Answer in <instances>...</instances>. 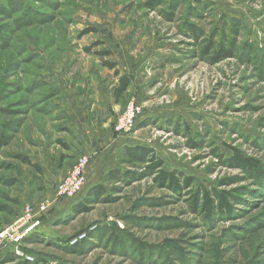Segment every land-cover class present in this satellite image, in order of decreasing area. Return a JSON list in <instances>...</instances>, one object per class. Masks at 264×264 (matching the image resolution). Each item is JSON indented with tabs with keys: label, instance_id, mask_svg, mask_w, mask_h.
Here are the masks:
<instances>
[{
	"label": "rangeland",
	"instance_id": "1",
	"mask_svg": "<svg viewBox=\"0 0 264 264\" xmlns=\"http://www.w3.org/2000/svg\"><path fill=\"white\" fill-rule=\"evenodd\" d=\"M220 46L232 56L210 60ZM122 63L141 64L143 91L123 95L120 114L131 99L165 114L126 135L153 148L165 169L193 177V190L239 195L232 212L207 218L191 210L187 190L152 176L105 182L108 201L48 212L21 248L39 264H264V0H0V133L9 136L0 148V230L52 188L46 149L60 150L55 140L68 136L63 95L88 84L94 92ZM232 148L259 170L227 164ZM81 233L84 242L69 246ZM5 255L0 264H20Z\"/></svg>",
	"mask_w": 264,
	"mask_h": 264
},
{
	"label": "crops",
	"instance_id": "2",
	"mask_svg": "<svg viewBox=\"0 0 264 264\" xmlns=\"http://www.w3.org/2000/svg\"><path fill=\"white\" fill-rule=\"evenodd\" d=\"M121 74H127L131 78L130 85L126 95L135 93L136 96L142 94L143 89L139 88L137 92V74L135 68L124 63L121 64ZM138 65V63H136ZM119 74V75H121ZM119 77L104 79L98 82L97 89L93 90L91 85H86L85 88L78 89L76 86L71 87L66 95L64 94V119L61 127L67 133L65 138H57L55 142L61 146L60 150L46 149L48 157L46 163L49 169L51 189L47 191L46 198H51L54 195V187L56 183L67 176L71 169L72 162L66 161L67 158L80 157L86 155L89 157L88 164L85 167V184L81 191L73 196H67L59 199L50 209L51 215L57 212L58 209L68 207L74 204L85 196L87 190L99 183L104 182V175L108 170L117 167V152L123 145H144L142 143L133 142L131 135H118L113 131V124L120 115L121 98L115 101L113 88L117 85ZM94 85V83H93ZM84 86V85H83ZM159 116L161 119L165 115L162 111L144 110V114L138 118L137 123L144 119ZM69 132V133H68ZM52 152V153H51ZM71 159V160H73ZM42 164V163H41ZM40 171H44V165H39ZM60 173V180L55 176ZM49 211V212H50ZM50 214V213H49ZM49 215H45L41 225L48 220ZM8 251L1 250L4 254Z\"/></svg>",
	"mask_w": 264,
	"mask_h": 264
},
{
	"label": "trees",
	"instance_id": "3",
	"mask_svg": "<svg viewBox=\"0 0 264 264\" xmlns=\"http://www.w3.org/2000/svg\"><path fill=\"white\" fill-rule=\"evenodd\" d=\"M211 41L209 40L206 45L202 48V53L208 54L211 49ZM108 51H103L99 54H105ZM232 56V51L227 46H220L212 52L210 55V60L217 61L221 58ZM103 65L108 68H114L115 64L109 61H104ZM115 75L119 76L117 85L113 88V94L115 101H119V99L127 93V89L130 85L131 78L127 74L119 75L118 70H114ZM20 124V123H18ZM9 139L8 135L5 133H0V148L7 144ZM234 150L233 154L225 159L227 164L237 166L239 168H243L249 171H255L259 168V163L257 160L242 155L237 149L232 148ZM18 158L27 164H30V159L24 155H18ZM137 164H142V169L140 171H133L131 169H121V165L127 166H135ZM33 166L40 171V168L33 164ZM259 170V169H258ZM145 176H152L153 181L163 187L168 188L172 192L180 193L182 190H187L188 203L192 211H201L204 213L205 217L211 218L214 214L225 215L232 212V204L229 202L230 198H238L239 195L232 194L229 191L211 188L206 189L204 187H199L195 190L192 189V185L194 183L193 177L189 175H185L181 171L177 169L168 170L163 167V159L157 155L153 148L145 145H123L118 149L117 152V167L111 170H108L104 175V182H127L132 180H138L139 178ZM105 186L103 183H99L89 188L82 198V200L78 201L71 207V211L74 213H82L86 212L90 204L94 202H105L109 200V196L105 195ZM45 217V216H44ZM43 217V219H44ZM42 219V221H43ZM42 226L41 224L35 227L31 232L27 233L21 240V245L24 241L30 239V235L35 233L36 229ZM110 227H112L110 225ZM115 229L120 230L116 225ZM110 231H108L109 233ZM115 233V231H113ZM82 234V233H81ZM84 236L82 238H78L77 235L73 239L74 242H69L68 245H79L85 240L86 233H83ZM107 234V233H105ZM111 234V233H110ZM113 236L112 240L118 241L120 238L117 233ZM111 241V239H110ZM22 249V248H21ZM22 251L25 254L32 256L29 252ZM4 256L5 261H14L18 260L20 264H39L40 262L35 259L33 256V260L29 261L25 257H21L16 255L13 251L9 250L5 253Z\"/></svg>",
	"mask_w": 264,
	"mask_h": 264
},
{
	"label": "built area",
	"instance_id": "4",
	"mask_svg": "<svg viewBox=\"0 0 264 264\" xmlns=\"http://www.w3.org/2000/svg\"><path fill=\"white\" fill-rule=\"evenodd\" d=\"M143 114V107L131 99L113 124V131L118 135L130 133L135 127L138 118ZM88 161V156H80L67 176L55 185L54 195L51 198L26 205L19 219L0 230V251L9 249L18 256L25 257L29 261L33 260L32 256L25 254L20 248L22 238L41 224L43 217L59 199L73 196L82 190L85 184L84 170ZM83 236L84 234H80L78 238ZM74 241L75 239L71 242Z\"/></svg>",
	"mask_w": 264,
	"mask_h": 264
}]
</instances>
